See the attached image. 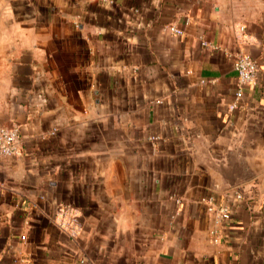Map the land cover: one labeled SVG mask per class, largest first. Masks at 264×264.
<instances>
[{"label":"crops","instance_id":"crops-1","mask_svg":"<svg viewBox=\"0 0 264 264\" xmlns=\"http://www.w3.org/2000/svg\"><path fill=\"white\" fill-rule=\"evenodd\" d=\"M0 124V264H264V0H0Z\"/></svg>","mask_w":264,"mask_h":264},{"label":"built area","instance_id":"built-area-1","mask_svg":"<svg viewBox=\"0 0 264 264\" xmlns=\"http://www.w3.org/2000/svg\"><path fill=\"white\" fill-rule=\"evenodd\" d=\"M175 34H179L180 30L172 28ZM233 68L236 72L237 81L239 84H252L257 76V66L253 58L243 51H238L234 57ZM239 94V91L236 92ZM235 104H231L229 108L233 109ZM19 134L17 127H6L0 124V156L14 155L18 151ZM237 198L240 194L236 195ZM264 204V202H263ZM207 209L214 214V222L220 223L222 220H227L230 217V210L226 205L218 204L212 198L208 199ZM212 240L219 241V235L216 230H211Z\"/></svg>","mask_w":264,"mask_h":264}]
</instances>
